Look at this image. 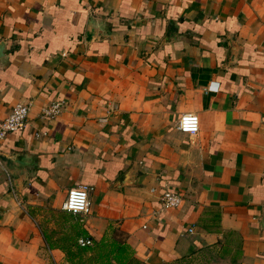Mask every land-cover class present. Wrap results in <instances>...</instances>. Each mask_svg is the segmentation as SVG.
I'll return each instance as SVG.
<instances>
[{"label":"crops","instance_id":"1","mask_svg":"<svg viewBox=\"0 0 264 264\" xmlns=\"http://www.w3.org/2000/svg\"><path fill=\"white\" fill-rule=\"evenodd\" d=\"M0 42V118L28 104L0 152L29 170L15 190L0 163V264H91L75 218L139 264H264V0H0Z\"/></svg>","mask_w":264,"mask_h":264},{"label":"built area","instance_id":"2","mask_svg":"<svg viewBox=\"0 0 264 264\" xmlns=\"http://www.w3.org/2000/svg\"><path fill=\"white\" fill-rule=\"evenodd\" d=\"M61 109L59 101H52L42 108L41 113L47 117L55 116ZM28 104L23 101L14 102L6 114L0 118V141L9 133L21 130L26 122ZM175 128L193 134L198 129V119L193 112H184L178 117ZM91 186L85 183H77L69 186L65 196L60 204V209L72 215L86 214L89 209L88 192ZM153 188H151L152 190ZM12 193L14 190L10 188ZM160 207L163 209L172 208L179 204L181 195L167 188L163 189L158 196ZM145 226V225H142ZM190 230V229H189ZM79 245L90 244V239L84 236H79L76 239Z\"/></svg>","mask_w":264,"mask_h":264},{"label":"trees","instance_id":"3","mask_svg":"<svg viewBox=\"0 0 264 264\" xmlns=\"http://www.w3.org/2000/svg\"><path fill=\"white\" fill-rule=\"evenodd\" d=\"M69 228V234L64 236L63 240L69 239L75 248L70 250L69 248H64L63 244H60L65 249L69 259L72 257L79 259L82 253L88 251L90 254L87 256V262L91 264L93 262L95 264H112L114 262L117 264H139L138 260L132 256L131 248L127 243L112 238L105 239L101 237L91 242V244L79 245L76 242V237L79 235L84 236V230L78 225V218H75V222L71 223Z\"/></svg>","mask_w":264,"mask_h":264},{"label":"water","instance_id":"4","mask_svg":"<svg viewBox=\"0 0 264 264\" xmlns=\"http://www.w3.org/2000/svg\"><path fill=\"white\" fill-rule=\"evenodd\" d=\"M95 33V26L87 23L84 39L88 40ZM3 43L0 42V57L2 56ZM0 163L7 172L10 182L15 190H19L21 182L26 179L29 170L27 169V164L16 157L15 154H3L0 152Z\"/></svg>","mask_w":264,"mask_h":264}]
</instances>
